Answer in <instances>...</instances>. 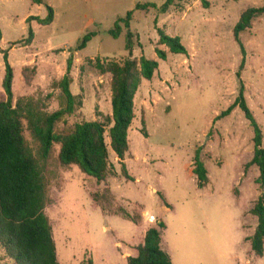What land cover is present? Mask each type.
I'll return each mask as SVG.
<instances>
[{
  "label": "rangeland",
  "instance_id": "374dc122",
  "mask_svg": "<svg viewBox=\"0 0 264 264\" xmlns=\"http://www.w3.org/2000/svg\"><path fill=\"white\" fill-rule=\"evenodd\" d=\"M149 3L156 8H136ZM263 5L264 0H0V102L7 99L4 53L13 70V105L30 103L47 113L60 109V82L71 62L70 90L83 105L57 125L59 132L112 116V77L99 65L121 64L129 57L124 25L117 39L109 35L118 18L133 11V58L159 63L134 99L125 156L133 181L123 176L110 147V127L106 143L113 172L105 181L97 182L76 165L63 166L60 145L43 162L50 199L45 212L59 264L89 258L95 264H128L122 256L136 255L142 232L154 224L159 229L160 222L166 226L161 247L173 264H264V255L256 256L249 240L258 225L252 209L264 193L257 184V166L249 165L254 132L239 108L218 119L239 94L242 53L234 28L245 11ZM48 7L54 21L40 25L35 18L45 19ZM158 29L179 37L188 54H172L160 45ZM88 32L97 36L77 51ZM240 38L246 49L244 95L264 148V14ZM156 49L166 52L165 61ZM22 122L24 137L38 156L39 143L28 121ZM197 153L209 179L202 189L193 173ZM121 210L140 215L139 227L119 217ZM113 214L119 216H106ZM120 242L123 248L118 249ZM0 264H14L1 247Z\"/></svg>",
  "mask_w": 264,
  "mask_h": 264
},
{
  "label": "trees",
  "instance_id": "16d2710c",
  "mask_svg": "<svg viewBox=\"0 0 264 264\" xmlns=\"http://www.w3.org/2000/svg\"><path fill=\"white\" fill-rule=\"evenodd\" d=\"M156 8L155 4H137L136 8L145 10ZM167 6L163 7L166 11ZM264 14V5L245 11L234 28V39L240 47L242 61L237 77L240 83L239 94L235 103L224 111L218 119L229 116L235 108H239L249 121L254 132V156L249 165L257 166L259 178L257 184L264 188V148L262 147V131L255 120L245 99V87L241 72L246 65V49L240 35L251 28L252 20ZM133 11L120 17L109 31V35L117 39L123 30L127 29L125 49L128 58L123 63L110 62L99 65L103 73L111 75V105L112 116H103L102 121H85L78 123L62 132L57 125L66 116L73 115L82 108L80 95L75 96L70 90L72 83L71 62L68 73L60 82L63 98L60 109L47 113L38 107L21 102L13 105V70L4 53L6 75L3 88L7 99L0 102V247L14 264H59L56 255V245L49 218L45 212L50 204L48 197V182L44 176L43 162L46 161L55 145H60L59 159L63 166L76 165L81 172L93 177L97 182L106 180L113 172L106 143V128L109 129L110 147L120 160L123 176L133 181L129 175L125 156L129 151L128 132L134 121V99L143 80L151 81L159 69L157 60L141 57L133 58L134 34L130 30ZM33 17H30V19ZM40 25L49 26L54 21V12L48 7L45 19L35 18ZM159 44L169 48L172 54L187 55V50L179 37H171L162 29H158ZM97 36L88 32L77 45V51L83 50ZM33 38L29 29L28 42ZM159 59H167L166 52L156 49ZM99 116H102L101 114ZM26 119L30 130L39 143L38 156L35 155L24 137L23 122ZM193 173L197 176L200 189L208 183L207 170L196 154ZM164 203L170 207L165 199ZM94 201L99 202L97 196ZM104 210V208H101ZM252 214L257 217L258 225L251 240V248L256 256L264 255V193L261 194ZM119 216V215H118ZM120 217L136 225L141 223L140 215H132L121 210ZM159 229L150 227L145 234L144 243L136 249V256L127 258L128 264H173L170 256L161 247V231L165 229L164 222L158 224ZM82 264H95L92 258L85 259Z\"/></svg>",
  "mask_w": 264,
  "mask_h": 264
},
{
  "label": "crops",
  "instance_id": "0c3cea01",
  "mask_svg": "<svg viewBox=\"0 0 264 264\" xmlns=\"http://www.w3.org/2000/svg\"><path fill=\"white\" fill-rule=\"evenodd\" d=\"M106 216H118V215H114V214H113V215H106ZM119 217H120V216H119ZM121 218H122V217H121ZM154 219H155V221H156V217H155V216H154ZM124 220H125V219H124ZM155 221H154V222H155ZM129 222H130V221H129ZM154 222H153V223H154ZM153 223H152V224H153ZM135 225H136V224H135ZM154 225H155V224H154ZM154 225H152V227H154ZM137 226L139 227V225H137ZM155 227H156V225H155ZM148 229H149V228H148ZM148 229H147V230H148ZM147 230H146V231H147ZM146 231H145V232H144V231L142 232V233H143V238H145ZM118 238H119L120 241H123V242L129 243L128 240H127L125 237H123V236H118ZM118 238H117V239H118ZM143 243H144V241H143ZM143 243H142V244H143ZM142 244H141V245H142ZM116 245L118 246V249H119V248H123V245L121 244V242L118 243V244H116ZM133 256H136V255H133ZM122 258L125 259V260L127 261V257L122 256ZM127 263H128V262H127Z\"/></svg>",
  "mask_w": 264,
  "mask_h": 264
}]
</instances>
